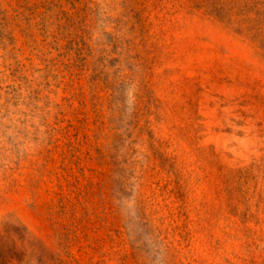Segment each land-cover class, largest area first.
I'll use <instances>...</instances> for the list:
<instances>
[{
	"label": "rangeland",
	"instance_id": "1",
	"mask_svg": "<svg viewBox=\"0 0 264 264\" xmlns=\"http://www.w3.org/2000/svg\"><path fill=\"white\" fill-rule=\"evenodd\" d=\"M0 264H264V0H0Z\"/></svg>",
	"mask_w": 264,
	"mask_h": 264
}]
</instances>
